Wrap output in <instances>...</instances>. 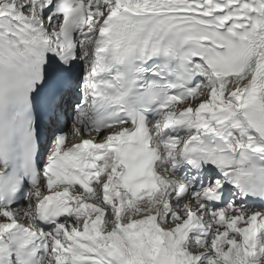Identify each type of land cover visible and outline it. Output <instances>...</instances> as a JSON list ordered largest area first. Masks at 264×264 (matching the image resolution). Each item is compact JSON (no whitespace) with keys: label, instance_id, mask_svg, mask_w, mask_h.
<instances>
[{"label":"snow or ice","instance_id":"snow-or-ice-1","mask_svg":"<svg viewBox=\"0 0 264 264\" xmlns=\"http://www.w3.org/2000/svg\"><path fill=\"white\" fill-rule=\"evenodd\" d=\"M0 264H264V0H0Z\"/></svg>","mask_w":264,"mask_h":264}]
</instances>
